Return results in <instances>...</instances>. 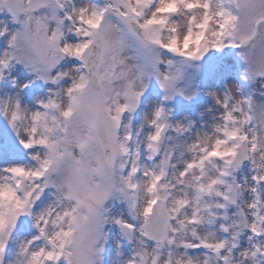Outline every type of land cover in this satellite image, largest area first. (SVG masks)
<instances>
[{
    "label": "snow or ice",
    "instance_id": "1",
    "mask_svg": "<svg viewBox=\"0 0 264 264\" xmlns=\"http://www.w3.org/2000/svg\"><path fill=\"white\" fill-rule=\"evenodd\" d=\"M181 21L185 41L196 29L213 39L180 50ZM5 37L0 79L16 61L45 82L71 83L32 111L30 127L19 98L0 100L24 148L38 149L34 165L0 170V264L24 215L34 217L38 235L19 243L15 264H106L109 224L134 245L123 264H264V92L258 99L252 87L264 88V0H0ZM225 47L240 50L249 90L214 97L223 109L214 138L205 131L165 150L158 164L141 165L140 142L133 150L124 117L137 109L146 78L156 77L165 100L184 94L183 71L171 60L161 71L159 50L200 60ZM66 58L80 64L53 75ZM149 123L147 158L155 160L172 128L164 106ZM177 148L183 170L172 163ZM245 161L254 174L241 180ZM49 190L58 209L34 211ZM117 199L135 223L111 214Z\"/></svg>",
    "mask_w": 264,
    "mask_h": 264
},
{
    "label": "rangeland",
    "instance_id": "2",
    "mask_svg": "<svg viewBox=\"0 0 264 264\" xmlns=\"http://www.w3.org/2000/svg\"><path fill=\"white\" fill-rule=\"evenodd\" d=\"M79 2V0H78ZM97 2H103L97 0ZM70 39L74 42L76 37L70 35ZM7 38L0 39V55L7 49ZM161 59L164 61L159 65L161 71L167 72V61L174 62L176 67L183 71V79H181L177 87L184 90V94H176L172 99L165 100L167 93L160 86L155 76L146 78L147 88L140 98V104L133 113H127L124 117V123L131 121L133 139L143 141L140 144L141 165L149 167L158 164L163 158V153L169 147L178 144L193 143L197 140L198 134L205 131H211L212 126L219 122V117L223 109L216 103L212 92L218 93L220 96L232 89L243 87L244 91L249 90V84L244 79L245 65L240 57V50L232 47H225L221 50L211 49L200 60H188L184 57L170 52L166 49H160ZM77 60L74 58H66L57 69L53 71L55 75L58 71L70 72L74 67L78 66ZM70 78H65L60 84H53L51 81L45 82L39 79L34 71H31L22 63L13 61L9 68L4 70V76L0 79V100L7 99L10 96L19 97L22 105L29 107L33 111L43 110L41 102H47L50 97H54L55 93L61 88L70 86ZM257 90V98L260 99V92H264V88L260 87V83L252 85ZM158 89V91H156ZM155 90V91H153ZM157 92V93H155ZM161 98H164V105ZM164 106L170 112V122L175 125L182 122L191 125L189 131L181 134L175 132L174 127L170 128L166 134L164 144L161 148V154L155 160H148V151L146 141L149 134L154 132V128L146 122V119L153 118L155 108ZM123 134V128L121 129ZM23 134L17 135V131L12 127L8 118L0 113V170L10 166L24 165L32 166L35 161L32 159L38 149H26L20 140ZM133 150L134 143H133ZM182 149L177 148L172 163L176 165V170H183L181 162ZM190 154L185 153L183 159H188ZM173 169H169V178ZM254 173L252 165H242L237 177L241 180L245 176L249 179ZM54 201L51 190L46 191L41 199L36 203L34 211L47 207ZM112 209V215H122L125 219L131 220V216L127 209V204L117 199L109 203ZM108 233V245L106 250V264H123L124 261L132 254L134 245L129 243L126 238L121 235L118 225L109 224L106 226ZM38 235L34 217L27 219L21 216L17 227L13 232V239L10 241V250L7 262L15 264L16 254L18 252L19 243L25 240H31ZM123 245V255H118L120 249L117 244ZM246 244V241H245Z\"/></svg>",
    "mask_w": 264,
    "mask_h": 264
},
{
    "label": "clouds",
    "instance_id": "3",
    "mask_svg": "<svg viewBox=\"0 0 264 264\" xmlns=\"http://www.w3.org/2000/svg\"><path fill=\"white\" fill-rule=\"evenodd\" d=\"M184 28H185V22H184V21H181L180 32H179V37H180V38H179V41H178V43H177L176 46H177L178 48H180V50H182V51L195 52V51H197V50L199 49V47H200L201 45L205 44L206 42H210V41L213 39V37L211 36V32H210V31L207 32V33L205 34V36L201 37V36L199 35V31H200V30H199V29H196V30L194 31V34H193L191 37H189L187 41H185V40H184V37H185V35H186V32L184 31ZM164 39H165V42L167 43V42H168L167 34H165ZM210 95L213 96V97H215V96H219V94L216 93V92H212V93H210ZM10 97H12L14 100H15L16 98H19V97H14V96H10ZM19 99H20V98H19ZM139 104H140V100H139L138 106H139ZM137 108H138V107H137ZM155 110H156V108H155ZM155 110H154V111H155ZM32 111H33L32 109H30L29 107L23 105V111H22V116L24 117V119H23V127H30V126H31L30 117H31V113H32ZM133 112H135V111H133ZM133 112H130V113H133ZM152 119H153V118H151V119H146V122H147L148 124H150L149 121H151ZM166 120H167V123H168L170 126H172V128L174 127V129H175L176 126H183L184 129H185V131L179 133V134H181V135H182L183 133L189 131V127H188V125H186V124H184V123H182V122H177L175 125H173V124L170 122V112H169L168 110H166ZM162 122H163V121H162ZM129 123L131 124V121H129ZM127 131H128L129 134H132V127L129 128V129H127ZM168 131H169L168 129L165 130V135H164V137L162 138V140H161V142H160V145H159V146H160L161 148H162V146H163V144H164L165 139H166V138H169V137H166V134H167ZM175 132H176V131H175ZM208 132H209V135L212 136V137L214 138V134H213L211 131H208ZM176 133H177V132H176ZM22 134H23V133H22ZM198 135H199L201 138H203L204 132H201V133H199ZM137 140H139V139H135V140L133 139V143L135 144ZM139 142H140V144H141L143 141H140V140H139ZM146 143H148V141H146ZM173 147H174V146H173ZM173 147H169V148H173ZM162 194H163V193H162ZM49 206H52L54 211L57 210L58 207H59L58 205L55 204V201H52V203H50Z\"/></svg>",
    "mask_w": 264,
    "mask_h": 264
},
{
    "label": "water",
    "instance_id": "4",
    "mask_svg": "<svg viewBox=\"0 0 264 264\" xmlns=\"http://www.w3.org/2000/svg\"><path fill=\"white\" fill-rule=\"evenodd\" d=\"M247 161L243 162L244 164L246 163Z\"/></svg>",
    "mask_w": 264,
    "mask_h": 264
}]
</instances>
